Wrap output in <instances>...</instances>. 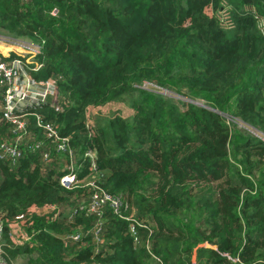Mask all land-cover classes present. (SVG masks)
I'll return each mask as SVG.
<instances>
[{
    "label": "trees",
    "instance_id": "16d2710c",
    "mask_svg": "<svg viewBox=\"0 0 264 264\" xmlns=\"http://www.w3.org/2000/svg\"><path fill=\"white\" fill-rule=\"evenodd\" d=\"M222 6L230 8L232 28L217 20ZM262 18L264 0H0V35L40 44L37 75L55 80L67 101L59 113L48 106L24 112L70 138L65 152L52 150L47 167L28 150L18 163H0V214L32 233L7 257H24V264H190L194 254L195 264H264ZM133 91L139 94L131 100ZM123 98L130 122L86 124L90 110ZM8 137L1 121L0 143ZM88 148L98 155L96 171H106L95 185L144 218L137 245L108 208L101 217L76 212L70 223L52 221L56 208L91 194V187L58 183L66 165L86 171ZM79 228L90 238L61 241Z\"/></svg>",
    "mask_w": 264,
    "mask_h": 264
},
{
    "label": "built area",
    "instance_id": "2783aa9c",
    "mask_svg": "<svg viewBox=\"0 0 264 264\" xmlns=\"http://www.w3.org/2000/svg\"><path fill=\"white\" fill-rule=\"evenodd\" d=\"M227 6H222L217 11V20L221 21L224 28H232L227 22L231 21ZM244 10V9H243ZM247 12V10H244ZM259 31L264 33V26L261 19L257 22ZM42 55L41 46L34 41H24L7 36L0 35V122L7 124L8 138L0 143V163L15 164L25 154V150L38 155L40 164H49L51 161L50 154L52 150L65 152L70 143L69 136L60 137L56 127L52 124L43 122L38 113L24 112L25 108H34L37 106H48L53 112L59 113L64 101L60 98L59 88L55 80L38 77L42 72L43 62L39 56ZM36 130V131H33ZM34 139L38 143L35 144ZM40 147H43L40 150ZM95 151L86 150L84 158L90 164L87 167L86 174L77 181L80 173L73 172V164L66 165L63 169L66 171L58 178L59 185L63 188H70L76 183L80 187H91V194L88 196L89 201L82 200L73 210L84 212V215H99L105 206L112 210L113 214L120 215L119 209L127 211V205L122 204L116 197H112L103 192L97 183V177L94 176ZM58 161V158L56 162ZM82 172L81 175L84 173ZM80 175V176H81ZM60 208H56L53 220L60 218ZM71 217V216H70ZM68 217V219H70ZM5 217L0 214V264H10L6 250L14 249L28 245L32 239V233H28L21 225H8L4 222ZM129 221L128 234L132 243H139L135 229L146 226L141 222H135L131 217L124 218ZM98 232L99 225L94 226ZM149 233V232H148ZM94 235V234H93ZM73 236H63L62 241H74ZM94 240L101 244V240L94 236ZM146 250L148 242L145 243ZM228 258L227 255H223ZM236 260H232L235 262Z\"/></svg>",
    "mask_w": 264,
    "mask_h": 264
},
{
    "label": "rangeland",
    "instance_id": "374dc122",
    "mask_svg": "<svg viewBox=\"0 0 264 264\" xmlns=\"http://www.w3.org/2000/svg\"><path fill=\"white\" fill-rule=\"evenodd\" d=\"M227 8H229V7L227 6ZM244 10H247L250 13L253 12L252 8H250V7H245ZM49 15H53V12H50ZM227 24L230 25V26L233 25L232 21H228ZM261 24H262V26H264V18H262ZM26 39L27 38H23V40H26ZM27 40H30V39H27ZM141 87L144 88V90H147L148 89V88H145L146 87V84H142ZM150 89L151 90L153 89L155 92L159 93V95H161L162 97H166V96L171 97L174 100V102H177L178 100L185 101V99H183L184 96L177 95V94H175L173 92L166 91V90H164L162 88L153 86V87H150ZM138 94H139L138 91L131 92L130 93L131 100H134L135 97ZM193 104L194 105H202V101H194ZM132 114H133V112L130 109V102L127 100V98H123L122 101H118L117 103L110 104V105H107L105 107H101V108L97 109L96 111L90 110V114H88V118H87L88 121H87L86 124H91V126L93 128H95V122H99L100 120L107 119V118H111V117H114V118H122L123 120H126V121L130 122L132 120V118H131V115ZM233 121H235V123H237L236 124V127H238V128L239 127L240 128H247L246 126H244L240 122H237V119H235V120L233 119ZM249 131L253 135L258 136L260 138H263V136L260 133L256 132L255 130H251L249 128ZM87 137L90 138V139H92L94 137V134L91 133V132H88ZM42 148L43 147H40V150ZM16 163H18V161H16ZM44 165L47 167V163H45ZM105 173H106V171L103 170V175ZM93 233H94V236L97 238V240L100 239L99 238V235L96 233L95 230H93ZM78 235H79V237H74V242H72V243L80 242V240H83L84 238H88L89 237L87 235V233L82 228H79L78 229ZM67 242L68 241L65 242L66 245L68 244ZM78 244H80L81 246L85 245L84 242L83 243H78ZM101 244H102V241H101ZM101 244H99L98 242H96V247L99 246V245H101ZM202 247H205V248H209V249L214 250V248L212 246H210V245L202 244ZM149 248H150V246H148V249L147 250H149ZM190 262H191V259H190ZM24 263H25V258L24 257H21V256H17V257H15V258H13V259L10 260V264H24Z\"/></svg>",
    "mask_w": 264,
    "mask_h": 264
},
{
    "label": "clouds",
    "instance_id": "9594fccd",
    "mask_svg": "<svg viewBox=\"0 0 264 264\" xmlns=\"http://www.w3.org/2000/svg\"><path fill=\"white\" fill-rule=\"evenodd\" d=\"M58 85V84H57ZM58 88H59V86H58ZM60 93V92H59ZM60 96V98L62 99V101H64L63 102V104H62V109L66 106V104H67V101H66V98L63 96V95H59ZM199 106H201V107H203V105H199ZM61 109V110H62ZM92 150H94L93 148H91ZM95 151V150H94ZM95 153H96V151H95ZM97 157H98V155H97V153H96V155H95V162H97ZM95 167L97 168V166H96V164H95ZM103 174V170H102V172L101 171H95L94 172V176L95 177H97V181L96 182H99V176H101ZM62 175H60L58 178H60ZM58 183H59V181H58ZM89 201V198L87 199V202ZM79 203H76L75 202V204H74V206L72 207V206H70V205H65V206H60L59 208H60V210H61V212H60V218H59V220L60 221H62L63 219H65V223H70L71 222V217L70 216H72V215H74L76 212H80V213H83V215H84V212H82V211H78V210H76V212L75 213H73V210L77 207V205H78ZM105 208H108L109 209V207H107V206H105L104 208H102L101 209V211H100V214L99 215H97L98 217H101V215L103 214V209H105ZM127 211H123L122 209H119V211H120V215H121V217H119L118 215H116V214H114L113 216L117 219V220H119V221H121V222H124L125 223V225L127 226V229H128V225H129V221H127V220H125L124 218H127V217H131L133 220H135V222H141L142 224L141 225H143V226H146L147 227V224L145 223V220H144V218H142L140 215H139V213L137 212V209L135 208V207H130L129 205H127ZM111 212H112V210L111 209H109ZM113 213V212H112ZM84 216H89V215H84ZM68 217H70V219H68ZM96 225H99V229H98V232H97V234L99 235V231H100V224H98V223H96L94 226H96ZM93 226V227H94ZM138 228H140V229H142L141 227H137L136 229H135V231L138 229ZM93 230H94V228H92V230H91V241L92 242H94L95 243V245H96V241L94 240V233H93ZM95 231H96V229H95ZM127 232H128V230H127ZM63 239H61V241H62ZM70 241H72V240H70ZM206 245V244H205ZM148 246H150L149 245V243H148ZM9 260H11L10 258H9ZM227 260H229V257L227 258ZM190 264H192L191 262H190Z\"/></svg>",
    "mask_w": 264,
    "mask_h": 264
},
{
    "label": "crops",
    "instance_id": "0c3cea01",
    "mask_svg": "<svg viewBox=\"0 0 264 264\" xmlns=\"http://www.w3.org/2000/svg\"><path fill=\"white\" fill-rule=\"evenodd\" d=\"M194 260H195V258H194V254H192V256H191V263H192V264H195V261H194Z\"/></svg>",
    "mask_w": 264,
    "mask_h": 264
}]
</instances>
